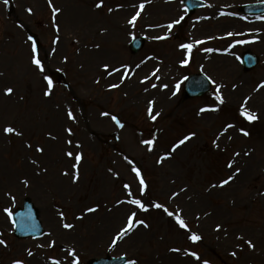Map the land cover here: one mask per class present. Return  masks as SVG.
I'll return each mask as SVG.
<instances>
[{"label":"rangeland","instance_id":"obj_1","mask_svg":"<svg viewBox=\"0 0 264 264\" xmlns=\"http://www.w3.org/2000/svg\"><path fill=\"white\" fill-rule=\"evenodd\" d=\"M52 1L59 9L57 1ZM142 1L103 0V7L96 8L100 0H66L70 21L59 18V10L57 34L46 0H9L7 5L0 0V96L4 108L13 106L3 113L0 110V239L7 245H0V264L15 260L51 264L53 259L68 264L70 258L61 254V247L68 246L75 249L80 264L104 256H126L137 264H264V88H260L264 84V16L240 12L242 5L264 0H204L206 7L192 16H186L181 0H150L133 27L128 21ZM162 2L165 5H155ZM78 11L87 13V23L74 22L71 12L79 17ZM181 16L184 19L170 31L164 27ZM57 35L59 42L54 44ZM165 35L168 39H155ZM29 36L36 41L44 73L31 64ZM136 36L144 39V46L133 55L127 43ZM197 41L205 43L197 45ZM185 43L195 45L190 56L180 48ZM206 48L219 58H229L233 66L211 58L215 53L206 54ZM245 50L260 60L257 68L246 73L239 63ZM186 57L188 64L181 67ZM105 65L109 71L127 66L131 78L122 84L120 76L108 80ZM5 67H10L7 73L1 71ZM156 69L159 79L153 76L140 82L145 70L151 74ZM51 72L63 74L64 79L53 82V95L45 97L43 76L50 77ZM193 73L207 75L212 90L203 97L182 100V82ZM115 82L120 87L108 89ZM218 85L222 105L215 100ZM8 87L13 89L11 96L4 95ZM246 99L247 109L258 116L251 123L239 115ZM150 101H154L153 114H159L155 121L146 112ZM201 108L218 110L200 112ZM69 110L75 122L67 119ZM105 112L109 115H102ZM113 115L123 128L111 119ZM228 124L234 127L225 132ZM5 127L22 135H5ZM241 129L249 135L243 136ZM188 136L192 138L171 151ZM148 139L155 141L151 152L142 143ZM36 147H42L43 154ZM66 151L83 157L76 183L74 160L65 156ZM164 156L168 158L158 162ZM133 165L147 185L143 196L131 171ZM237 169L239 174L231 183L213 187ZM22 180H27L28 187ZM124 184L130 185L132 198L140 199L148 211L122 203L130 198ZM26 198L37 209L46 234L39 240L16 241L3 209L13 211ZM154 203L179 212L189 231L179 228ZM88 208L97 211L89 213ZM133 211L148 227L137 226L113 246V238ZM61 212L63 222L73 228L62 227ZM192 233L201 240L190 241ZM246 240L255 247L248 248ZM52 241L55 245L49 247ZM28 251L33 255L28 256Z\"/></svg>","mask_w":264,"mask_h":264},{"label":"snow or ice","instance_id":"obj_2","mask_svg":"<svg viewBox=\"0 0 264 264\" xmlns=\"http://www.w3.org/2000/svg\"><path fill=\"white\" fill-rule=\"evenodd\" d=\"M9 2V0H3V3L5 5H7ZM49 2V7L52 8V16H53V27L55 28L57 34L59 33L60 31V28L58 25H56L55 23V17L58 15L59 13V9L53 7L52 5V2L51 0H48ZM150 2V0H149ZM208 7H211V5H207ZM96 8H101L103 7V0H100L99 3H97L95 5ZM145 5L143 3L139 4L138 5V8L139 10L135 13L134 16H132V18L128 21V23L130 25H132L133 27L135 26V23H136V20L140 17V14L141 12L143 11ZM29 12H31V10L29 9L28 10ZM109 11H112V9H109ZM186 11V10H185ZM224 13H221V15H223ZM184 19L183 16H181L179 19L175 20L173 23H170L164 27H166L169 31L176 25V24H180L181 21ZM233 33H228V36H232ZM155 39H159V40H165V39H168V37L165 35V36H159V37H156ZM28 40L31 41V64L35 66V69L40 72V73H44L45 72V67L43 65V63L41 62V60L39 59L38 55H37V44H36V41L33 40V38L31 36L28 37ZM59 42V36L57 35L56 39L53 41V43H58ZM249 41H241L240 43H248ZM202 43H205V41H197L196 44H202ZM194 44L192 43H185V44H181L180 45V48L181 49H186L187 50V54L188 56H190L193 48H194ZM53 51H55L53 49ZM205 52H212L213 49L211 48H206L204 49ZM188 64V58L186 57L182 63H181V67H185L187 66ZM137 68L140 67V65H137L136 66ZM104 72H106L108 75H113L115 72H121V80H120V84H122L124 82V79H130L131 78V75L129 74L130 70L128 69L127 66H124L123 70L121 68H115L114 70L112 71H109V68L107 65L104 66ZM159 71V69H156L154 72L151 73V76H149L148 78H146V80L144 81H141V83H146L147 82V79H151L153 76L156 77V79H159V77L156 75V73ZM0 75H2V73H0ZM43 80L45 81L46 83V89L45 91L43 92V95L45 97H50L53 95V89H54V83H53V80L45 75L43 76ZM97 83H99V81H97ZM120 84H113L111 85V88H118L120 87ZM152 87L155 88L156 85L155 84H152ZM164 87H167V85H165ZM177 88H179V84L176 86ZM220 85H218L216 87V95H215V100L219 103V104H224V99L222 97V95H220ZM260 88H264V84H261L260 85ZM257 91L259 89H256ZM13 94V89L11 87H8L4 90V95L5 96H11ZM250 99V97L248 98ZM248 99H246L243 104L241 105L240 107V110H239V115L241 117H243L245 120H247L248 122H254L258 119V116L256 113L254 112H251L250 110L247 109L246 105L248 103ZM153 105H154V101H150L149 104H148V107H147V115L148 117L155 121L157 119V116L159 115L158 113L157 114H153ZM218 109L217 108H201L200 109V112H206V111H217ZM102 115L104 116H108L109 113L105 112V113H102ZM66 116H67V119L68 120H72L75 122V116L73 115V113L69 110L67 111L66 113ZM111 119L115 122V124L120 127V128H123L124 125L117 119L116 116H111ZM234 127V125L232 124H228L227 125V128H225V132L227 131V129L229 128H232ZM67 133L69 136L72 135V131L70 128L66 129ZM3 132L5 135H9V134H14L16 136H20L22 135L21 132L17 131L16 129H14L13 127H5L3 129ZM223 134V133H222ZM241 134L243 136H248L249 133L243 129H241ZM52 139H55V137H51ZM192 137L191 136H188V137H185L184 139L180 140L178 144L175 145V147H173L171 149V151L175 152L176 148L180 147L181 145H183L184 143H186L187 140H190ZM219 139V137L217 138ZM66 143H68L69 145L72 144V141L71 140H68L66 141ZM143 144L147 145L148 146V151L151 152L153 150V146H154V143L155 141L152 140V139H148V140H144L142 141ZM29 148H31L32 146L29 144L27 145ZM76 148H79L80 145L77 144L75 145ZM36 152L38 153H41L43 154L44 152V149L42 147H36L35 149ZM65 156L68 157L69 159H73L74 160V163L72 165L73 169H74V172H73V183H76L79 179V165L81 163V160H82V154L80 153H76L75 155L73 154L72 151H66L65 153ZM236 156H239L240 153H236L235 154ZM245 155H248V153H245ZM168 157L167 156H164V157H161L160 160L158 162H162L163 160L167 159ZM125 159L127 160V157H125ZM130 165L133 164V162L131 160H128L127 161ZM33 163H36V161H33ZM227 167L228 168H233V163H228L227 164ZM131 171L135 174V177L137 178V180L139 181V190H140V195L143 196L144 195V192H145V189L147 187V185L145 184V181L141 175V171L140 169H138L137 167H135L134 165L131 167ZM239 174V170L237 169L232 176H229L227 179H225L221 184L219 185H213V187H224L225 185H228L229 183H231V181L234 179V177L236 175ZM63 175H68L67 172H64ZM21 183L24 184L25 187H28V182L27 180H22ZM124 188L127 190V195L130 197L127 201H122V203H127L129 205H133L135 206V208L137 209H140L141 211H148V209L145 207V205L141 202L140 199H136V198H132V191H131V188H130V185L128 184H124ZM14 199V198H13ZM154 208L156 209H162L163 212H165L169 217H172L174 220H175V223L179 226V228L181 229H184L185 231H189L188 229V226L186 224V222L182 219L181 217V214L179 212H173V211H169L168 208L164 207L163 204H160V203H154L152 205ZM87 211L89 213L91 212H95L97 211L96 208H88ZM3 212L8 216V218L11 220L12 216H13V213H12V210L10 208H4L3 209ZM83 217H77V219H82ZM60 220L62 221V227L64 229H71L74 227V225L72 224H69V223H64L63 221L65 220V217L63 215V213L61 212L60 213ZM13 224H15V221H12ZM142 225L143 227L147 228L148 225L146 223H144L143 220H138L137 217H136V212L133 211L131 212V214L127 217L126 219V223L125 225L118 231V233L115 235V237L113 238V241H112V244L113 246H115L117 244L118 241L124 239V237H126L127 235H129L132 231L135 230V228L137 226H140ZM217 231L220 230L219 226H217ZM188 239L190 241H192L193 243L201 240V237L195 233H192L188 236ZM237 239H240V240H243V237H237ZM244 243L247 245L248 248L252 249L254 248L255 246L253 245V243L250 241V240H246L244 241ZM0 245H3L5 247H7L6 245V242L3 240V239H0ZM55 245V242L52 241L49 243V247H54ZM38 247H42V245H37ZM67 256L70 258V261L68 262V264H80V260H79V257L75 251V249H67ZM171 251L173 252H180L181 250L178 249V248H172ZM186 255H190V256H193L195 257L196 260H199L200 257L198 255H196L194 252H186L185 253ZM28 256H32L33 253L31 251H28L27 253ZM232 256H235L236 253L235 252H232L231 253ZM13 264H24L23 260H15L13 262ZM51 264H61V261L60 260H56V259H53L51 260ZM128 264H137V261L135 259H131L128 261ZM203 264H208L207 261H204Z\"/></svg>","mask_w":264,"mask_h":264},{"label":"water","instance_id":"obj_3","mask_svg":"<svg viewBox=\"0 0 264 264\" xmlns=\"http://www.w3.org/2000/svg\"><path fill=\"white\" fill-rule=\"evenodd\" d=\"M249 67H251V66H249ZM202 81H205V79L201 76L191 78L188 81L191 85L188 86V88L185 87L184 98H186L188 96H193L196 94H201V93H203V91H206L207 88L205 87V83ZM33 213H35V212L32 211L30 206L27 204V205H25V210L23 212L17 213L14 216L15 224L18 223L19 221L25 223V224H23V228L24 229L26 228V230L29 231L27 234H25V236H28V235L35 236V234L37 232L36 220H35ZM88 264H123V259H118V260H115L112 262H108V259L99 260V261L93 260V261L88 262Z\"/></svg>","mask_w":264,"mask_h":264},{"label":"bare ground","instance_id":"obj_4","mask_svg":"<svg viewBox=\"0 0 264 264\" xmlns=\"http://www.w3.org/2000/svg\"><path fill=\"white\" fill-rule=\"evenodd\" d=\"M55 1V0H54ZM57 1V5H58V7L60 6V8H59V10H60V16H59V18H61V16H62V19L63 20H67V21H70L68 18H67V14L65 13V5H66V0H56ZM149 0H143L142 2H138V4H141V3H143L144 5H145V7H147L148 5H151L150 4V2H148ZM46 2L47 3H49L48 2V0H46ZM52 3L54 4L55 2H53L52 1ZM155 5H158V6H163V5H165L163 2L162 3H155ZM73 15H71L72 17H73V20H74V22H77L79 19L80 20H82L84 23H87V21H88V16L86 15L87 13H85V12H83V11H78V14H79V17H76V15L75 14H77V13H73V12H71ZM68 14H70V13H68ZM209 53V52H208ZM30 56H31V53H30ZM206 56V55H205ZM211 58H213V59H217V58H219V57H217L216 56V54L215 55H213V56H210ZM220 60H222V62H228V66H233L232 65V63H231V61L230 60H228L229 58H219ZM10 66H12V65H10ZM225 65L224 64H221V67H224ZM145 67H146V65H144L141 69H145ZM9 69H10V67H5L3 70L1 69V71L2 72H4V73H7V71H9ZM145 75V76H144ZM149 75H151L150 74V72L148 73V70H145L143 73H142V75H140L139 77H143V78H141L140 79V82L141 81H144V80H146V78L149 76ZM118 76H120L121 77V72H115L113 75H110V77L108 78V80H110V79H114V78H116V77H118ZM112 85L113 84H119V83H111ZM114 89V88H113ZM142 92V91H141ZM3 97L2 96H0V110H1V112L3 113L4 111H8V110H10L9 108L10 107H13V106H10L9 105V108L8 107H5L4 108V103L2 102L4 99H2ZM25 171H27V169H25ZM67 249H71L70 248V246H68V247H61V254H64V253H66L67 251ZM64 251H66V252H64Z\"/></svg>","mask_w":264,"mask_h":264}]
</instances>
